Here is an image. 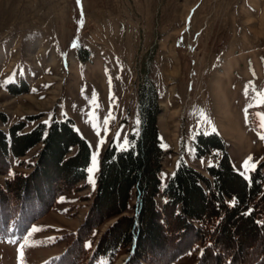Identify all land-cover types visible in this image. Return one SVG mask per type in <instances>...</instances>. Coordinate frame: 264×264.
Listing matches in <instances>:
<instances>
[{
	"label": "rangeland",
	"instance_id": "374dc122",
	"mask_svg": "<svg viewBox=\"0 0 264 264\" xmlns=\"http://www.w3.org/2000/svg\"><path fill=\"white\" fill-rule=\"evenodd\" d=\"M86 54L89 60L82 59ZM149 87L155 88L160 105L165 178L186 163L212 179L207 168L223 152L212 148L198 155L192 136L197 131L224 130L231 150L246 148L253 161H264V103L257 99L264 93V0H0L4 131L22 120L26 130L52 117L63 119L67 112L84 132L100 130L103 139L110 133L109 144L125 149L141 134L142 98ZM15 88L24 91L15 94ZM90 107L96 113L93 123L87 119ZM90 141L93 171L24 235L0 237V264H51L66 251L65 235L82 226L95 197L101 147L100 140ZM42 146L31 149L23 164L16 161L13 174L32 172ZM5 179L0 174L1 186ZM1 202L3 219L2 208L12 210L13 201ZM32 203L28 199L24 215L34 211ZM133 203L134 193L125 214L132 213ZM121 217L99 225L88 246L94 249ZM175 240H164L161 247L148 243L159 264ZM237 246L244 249L241 257L256 249V243ZM128 255L121 251L101 264H124ZM196 263L193 252L177 264Z\"/></svg>",
	"mask_w": 264,
	"mask_h": 264
},
{
	"label": "trees",
	"instance_id": "16d2710c",
	"mask_svg": "<svg viewBox=\"0 0 264 264\" xmlns=\"http://www.w3.org/2000/svg\"><path fill=\"white\" fill-rule=\"evenodd\" d=\"M82 57L89 60L88 55ZM148 89L142 98L140 136L128 148L119 149L111 142L105 149L91 208L82 226L65 235L68 248L51 258V264H97L104 258L112 262L121 251L129 254L124 264H159L160 258L149 251L148 243L161 247L164 240L175 237L174 248L161 264H172L194 248L201 251L197 264H262L264 161L248 180L235 170L224 140L216 133L201 132L195 141L198 155L212 148L223 152L219 163L207 168L212 179L180 163L163 191L166 202L161 208L157 202L164 155L157 125L160 105L155 88ZM22 91L12 89L15 94ZM0 118L7 120L2 113ZM25 128V120L11 125L8 132L0 128V174L7 176L5 186L0 185V203L13 201L12 210L2 208L6 212L3 219L0 217V237L24 235L36 219L52 209L58 197L87 177L91 161V147L76 130L72 118H54L50 124L40 122L22 132ZM39 143L43 148L31 164L32 172L10 174L11 158L25 156ZM134 190L136 203L132 213L125 214ZM28 199H33L35 209L24 215ZM120 215L100 236L96 247H89L95 229ZM250 243H256V249L241 257L244 249L237 245Z\"/></svg>",
	"mask_w": 264,
	"mask_h": 264
},
{
	"label": "crops",
	"instance_id": "0c3cea01",
	"mask_svg": "<svg viewBox=\"0 0 264 264\" xmlns=\"http://www.w3.org/2000/svg\"><path fill=\"white\" fill-rule=\"evenodd\" d=\"M91 108V110L90 111H88V113H87V119H88V122H94V117L96 116V113L93 111V109H92V107H90ZM192 110L191 111H194L193 110V106H192V108H191ZM63 117H69V118H72L73 119V121H74V125H75V128H76V130L81 134V136L83 137V138H85L86 140H87V142L89 143V145H90V147H91V161H90V164H89V166H88V170H89V168L91 167V163H92V159H93V146H92V143H91V141H90V139L91 140H93L94 142H96L95 140H100V147H101V149H100V155H99V159H100V163H101V158H102V155H103V153H104V151H105V149L108 147V144H109V142H110V140H111V134L109 133V135L110 136H107L106 138H102V137H100L101 135V131L100 130H95V132L94 131H91V132H89V131H87L88 133H86V132H84V130L82 129V127L81 126H79V123L76 121V118L74 117V116H72V115H70V114H68L67 112H62V118ZM53 121V117H52V120L50 121V122H47V124H50L51 122ZM15 123H17V122H15ZM44 123H46V122H44ZM38 124L37 123H35V124H33L30 128H28V129H26V130H24L25 132H28V131H30V130H32L34 127H36ZM1 128V127H0ZM2 129V128H1ZM99 129V128H98ZM100 131V132H99ZM6 132H8V130L6 131ZM111 132V131H110ZM201 133V132H200ZM202 133H205V134H213V133H216V134H218L223 140H224V142H225V145H226V151H227V153H228V155L230 156V159H231V162H232V164H233V166H234V168H235V170L238 172V173H240L242 176H244L246 179H248V180H250V177H251V174H252V172L255 170L254 168L255 167H257L256 165H257V163H259L260 161H263V159H261V158H259V159H257L256 161H253V159H251L250 161L248 160V158L250 157L249 155H250V150H247L246 148L245 149H243V150H238L237 152L235 151L234 152V150H231L230 149V145H229V142H228V139H227V137L225 136V131L223 130V132L222 133H220V130H219V132H209V131H206V132H202ZM199 134V131H197V132H194V135H192V136H197V135ZM194 137H192L193 139H194ZM90 138V139H89ZM192 139V140H193ZM97 143V142H96ZM113 143H115L114 141H113ZM40 144V143H39ZM39 144H37V145H39ZM37 145H35V146H37ZM116 145V144H115ZM34 146V147H35ZM117 146V145H116ZM130 145H128V146H126L127 148L129 147ZM34 147H32L31 149H33ZM43 147V146H42ZM118 147V146H117ZM119 149H124V148H122V147H118ZM163 148V147H162ZM30 149V150H31ZM29 150V151H30ZM29 151L27 152V153H29ZM28 154H26L25 156H22V157H18V158H16V157H12L11 158V163H12V169H11V172H10V174H12L13 175V168H14V163L17 161L18 162V166H19V162H20V160H22V159H24L26 156H27ZM37 161V160H36ZM246 161H248V163H247V165L245 164V162ZM31 163V162H30ZM35 163V162H34ZM219 163V162H218ZM217 163V164H218ZM32 164V163H31ZM216 164V165H217ZM212 165H215V164H212ZM179 166V165H178ZM177 166V167H178ZM211 166V165H210ZM177 167L175 168V170L177 169ZM192 167V166H191ZM100 168V167H99ZM162 168H163V166H162ZM161 168V171H160V173H159V175H160V178H161V182H162V184H161V193L157 196V202L159 201V196L161 197V201H162V203H161V205H159L161 208L163 207V205L165 204V202H166V197L163 195V191H164V189L166 188V186H167V184H168V182H169V180H170V178L172 177V175L174 174V172H175V170H173V173H170L169 174V176L167 177V178H165L164 176H163V169ZM87 170V171H88ZM98 173H99V170H98ZM202 173V172H201ZM204 174V173H203ZM88 175H89V172H88V174H87V177H88ZM205 175V174H204ZM7 176H5V178H6ZM87 177L84 179V180H82L81 182H83V181H85L86 179H87ZM97 177H98V175H97ZM79 185V184H78ZM96 191H97V187H96ZM133 193H134V203H133V205L136 203V194H135V190L133 191ZM95 194H96V192H95ZM64 195H61L60 197H58L57 198V200L59 199V198H61V197H63ZM57 200H56V202H57ZM158 204H159V202H158ZM55 207V204L53 205V207H52V209ZM51 209V210H52ZM193 252H196V255H197V262H198V259H199V255H200V249H192V250H190V251H188L187 253H185V254H183V255H181L176 261H174L172 264H177V263H179L181 260H183V259H185L186 257H187V255H189V254H191V253H193ZM105 259V258H104ZM104 259H102V261L104 260ZM105 260H107V259H105ZM102 261H100V264H101V262ZM197 264V263H196Z\"/></svg>",
	"mask_w": 264,
	"mask_h": 264
},
{
	"label": "snow or ice",
	"instance_id": "6c2138e0",
	"mask_svg": "<svg viewBox=\"0 0 264 264\" xmlns=\"http://www.w3.org/2000/svg\"><path fill=\"white\" fill-rule=\"evenodd\" d=\"M257 99L259 100L260 103H264V93H258L257 94ZM108 117H105L104 119V123L108 122ZM47 123V122H46ZM137 123H139V121H137ZM261 128H264V113L261 114V124H260ZM261 139H264V134L261 135ZM248 160H251V157L248 158ZM93 161H94V165L93 167H95V156L93 157ZM248 161L245 162V164L247 165ZM89 171H93V168H90ZM91 179V177H90ZM233 203H235V201H233ZM25 247V245H21V250H20V257L22 258L24 253H23V248Z\"/></svg>",
	"mask_w": 264,
	"mask_h": 264
}]
</instances>
